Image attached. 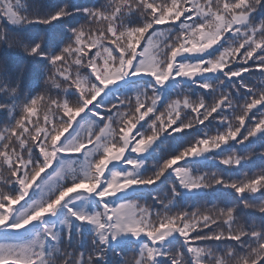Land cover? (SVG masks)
<instances>
[{
    "label": "snow or ice",
    "instance_id": "6c2138e0",
    "mask_svg": "<svg viewBox=\"0 0 264 264\" xmlns=\"http://www.w3.org/2000/svg\"><path fill=\"white\" fill-rule=\"evenodd\" d=\"M17 5L25 7L23 0H0V22L50 24L71 15L67 5L44 18L29 16ZM257 7H264V0H111L107 6L81 10L88 17L86 24L98 25L96 32L86 24L79 25L57 53L44 51L42 39L30 42L14 37L15 46L27 55L48 61L45 84L61 90L64 98L37 93L0 104V111L9 116V123L0 130V169L7 172L5 183L9 185L7 191L0 190V264H56L52 252L57 251L59 237L44 218L59 210L71 217L72 224L91 225L94 236L91 251L77 252L73 259L68 250L59 264H109V249L124 236L134 237L138 245L134 259L120 260V264H264V223L243 225L237 215L242 206L264 217V168L252 175L245 172L237 180L216 172L196 174L186 164L214 153L227 169L240 173L255 153L240 155L236 147L264 139V88L254 89L243 75L254 67L264 69V18L256 21L253 13ZM135 15L144 22H124ZM164 25L168 27H158ZM0 32V41L13 47L6 32ZM92 48L96 51H86ZM73 66L75 76L70 71ZM81 67L88 70L87 76L81 77ZM214 77L216 83H212ZM130 78H149L152 83L106 103L113 86ZM177 78L190 80L210 94L218 93V98L210 105L201 100L192 106L196 115L187 122L180 118L183 108L191 106L186 96L183 103L178 98L160 111L161 89ZM225 81L230 86L221 88ZM18 88L19 83L10 86L0 77V93L14 96ZM70 90L75 102L68 98ZM102 93L103 99L98 100ZM40 104L46 108L43 121L37 116ZM17 110L19 115H14ZM49 113L58 119L50 120ZM34 116L37 118L32 119ZM77 117L88 123L90 132L97 125L99 134L91 132L87 141L81 138L73 128L74 123L83 127ZM214 122L217 132L211 136L205 129ZM113 124H119L118 131ZM161 136L172 137L178 147L154 165L155 171L141 174L145 160L139 154L148 152ZM69 153H82L84 161L79 171L65 174V161L72 159L66 155ZM259 155L264 156V149ZM180 161L184 163L178 165ZM106 169L108 176H104ZM54 177L58 178L55 184ZM163 184H168L171 199L165 203L159 195H152L153 205H162L163 211L153 212L140 204L143 199L130 198L146 189L155 192L152 186ZM217 186L231 189L239 204L171 212L181 189L195 194ZM30 190L39 191L40 198L34 199ZM89 196L97 207L78 208L76 202ZM254 199L258 203H252ZM72 224L65 227L67 240L72 238ZM29 225L41 232L31 240L18 239L30 231ZM170 237L182 241L180 249L169 247ZM197 241L213 242L215 251L213 246H193Z\"/></svg>",
    "mask_w": 264,
    "mask_h": 264
},
{
    "label": "trees",
    "instance_id": "16d2710c",
    "mask_svg": "<svg viewBox=\"0 0 264 264\" xmlns=\"http://www.w3.org/2000/svg\"><path fill=\"white\" fill-rule=\"evenodd\" d=\"M15 3V0H12ZM116 2H120V0H116ZM204 0H200V3H203ZM25 7L21 8L19 5L16 7L20 11L26 12L29 16L34 17H47L52 15L57 10L63 8L67 5L68 10L71 12V15L64 17L63 19L54 21L50 24H42V23H27L20 25L9 24L7 21L0 22V30L6 32L7 38L9 39V43L13 44V47H9L8 44L4 41H0V77H3L10 86H15L19 83V88L17 93L14 96H9L8 93H0V104H12L14 101L19 102L23 100L26 96L32 97L37 93H43L45 97L52 96L53 98L59 97L63 99V93L61 90H57L50 85L45 84L46 72L49 67L48 61L46 59H41L38 56H29L27 55L21 48L15 46L14 37H20L25 39L26 41L34 42L36 40H43V50L52 53H57L60 51L62 46L67 43L72 38V29L78 27L81 24H86L88 17L84 14L83 9L87 8H101L107 6L111 3V0H23ZM253 16L256 17V21H260L261 18H264V7H257L256 11L253 13ZM183 19V17H181ZM124 22L126 24L132 23L135 25L137 22L143 23V17L138 15L126 17ZM179 25L180 21L175 22ZM167 28V25L158 26ZM86 28H91L95 33L98 25L86 24ZM2 35V32H0ZM159 39H163L162 37ZM105 43H108L107 41ZM143 45V41L141 42ZM139 50V49H138ZM90 53L95 52L96 49H86ZM243 51V50H241ZM249 65L252 64V60L248 61ZM73 76L76 73V67L73 66L70 69ZM81 77L87 76L88 70L84 67L79 69ZM264 69L253 68L251 73H244L243 75L247 77V83L253 87L254 89L264 88ZM211 75V74H205ZM220 79H223L222 76H219V73L216 74ZM199 79V77H198ZM217 80L214 77L212 83H216ZM152 81L149 78H145L143 80H138L136 78L126 79L125 81H120L117 85L113 86L112 91L106 94L108 99L105 101L106 103H110L117 96H124L131 94L133 90L136 88H148L149 84ZM230 84L228 81H225L224 85H221V88L229 87ZM72 90L68 93L69 99L72 102H75L76 96L72 95ZM162 100L159 102L160 111H166V106L169 102L174 101L176 99H180L181 103H183V99L185 96L190 101L189 107L183 108L180 113V118L184 119L186 122L188 120H192L196 115L192 111V106H198L200 101L203 100L206 105L212 104L217 98V94H210L207 90L201 89L192 84L190 80H181L177 78L176 81H169L166 83L161 89ZM181 93L179 96H177ZM103 93L101 97L97 99H103ZM133 106L135 102V97L132 95ZM95 103V102H94ZM91 107V106H89ZM259 107V106H257ZM54 109L55 106L53 105ZM203 111V108L199 109ZM46 111L44 104H40L37 108V116L43 121V115ZM127 111V109H125ZM143 111V109H141ZM255 111V109L253 110ZM14 115H19L18 110L14 111ZM151 115V114H150ZM215 115V113L213 114ZM37 116H34L32 119H36ZM81 116H84L82 113ZM49 119H58V117H54L51 113H49ZM148 119L147 117L145 118ZM77 120L83 125V127L77 128V125L74 123L73 128L79 131L81 138L87 141L88 137L91 135V132L99 134V127L97 125L92 126L91 132L89 131L88 123L77 117ZM211 120V117H210ZM179 122V121H177ZM9 123V116L7 111H0V130H2ZM99 124V121H97ZM141 123H144L143 121ZM205 124H208L205 121ZM102 127L103 125H99ZM200 128H204V125H197ZM139 127V125H137ZM113 128L119 130V124H113ZM145 130L149 131L147 128V124L145 125ZM73 129H69V132H72ZM184 131H192L191 129H185ZM205 131L214 136L217 132L216 122L208 125ZM135 130H133V133ZM150 134V131H149ZM68 133H65L67 136ZM132 135V134H130ZM174 135H181V133H174ZM203 133H201V136ZM119 137L117 136L116 139ZM62 140L64 137L61 138ZM179 142L174 140L172 137L161 136L160 139L148 150L146 153L139 154L142 159L145 160V164L139 170L141 174H148L152 171H155L154 165L159 163L160 160L167 153L175 151L178 147ZM223 146V145H222ZM87 147H92V145H87ZM225 148L228 149L227 146ZM264 149V139L256 138L251 142L246 143L243 146H237L236 151L240 155H246L247 152L252 151L255 153L251 157L249 161H247L239 173V171L233 169H227L228 166L222 165L219 162V159L214 158V153H208L201 157L190 159L186 161L187 167L196 174H204V173H222L224 175H231L233 179H243V173L247 172L249 175L260 171L264 168V156H260L259 153ZM38 151V149L36 150ZM219 151L218 149L216 150ZM67 156L72 157V159H67L65 161V174L71 172V170L75 169L79 171L83 161L84 156L82 153H69ZM129 153L126 151L125 156H128ZM132 156H136L138 154H131ZM112 163H117L113 161ZM112 163L109 164V168L112 167ZM184 161L178 162L179 164H183ZM178 165H174L176 167ZM53 168L56 167L54 163ZM131 168L132 166H127ZM52 169H47V172H51ZM46 173H42V176H45ZM104 176H108V169L105 170ZM104 176L101 179H104ZM8 178V174L3 169H0V190L7 191L9 189V185L5 183V180ZM58 178L53 179L52 183L55 184ZM159 183V182H157ZM152 189H155V192L145 190L144 192L138 194V196H133L130 198H140L143 199L140 201L142 206H147L149 209L155 211V209H160L163 211L162 205L156 204L153 205L152 195H159V197L167 203L169 199H171L169 186L168 184L160 185L158 188L156 185L152 186ZM83 191V189H80ZM181 194L176 197L174 202L175 207L170 206V210L172 213L177 211H196L200 209L210 210L213 208H224L226 206H233L234 204H239V199L236 194L231 189H221L217 186L216 189H205L201 190L198 193L186 192L181 189ZM34 199H39L41 193L39 191L30 190L29 193ZM120 195V193H117ZM256 197H260V193L255 194ZM115 197H107L106 199H114ZM27 199V197L25 198ZM252 203H258L255 199L251 201ZM21 204L24 201L20 202ZM78 208H82L85 210H92L97 207L95 201L92 196H89L86 199H81L76 202ZM13 207H19V205H14ZM239 223L243 225H247L252 221L257 223H264V217H262L258 212L244 209L240 206L239 211L237 213ZM50 226H54L56 233L59 237L58 243L55 245L57 251L52 252L53 259L56 261V264H59L61 260L64 259V253L68 250H71L73 259H75V254L77 252L87 253L93 248V229L91 225H76L72 224L71 217L66 215L63 210L57 211L54 216H46L44 218ZM221 227H224L222 221H218ZM67 224H72V238L71 240H67L64 238V231ZM30 231L24 232V235L19 237L18 239L22 240H31L34 239L38 233L41 232V229L38 227H33V225L28 226ZM77 227L80 228L79 233H77ZM215 228L216 226L213 225ZM23 231V230H21ZM207 231V229H205ZM194 235V233H192ZM170 242V243H169ZM169 247L175 249H180L182 241L173 240L172 237L169 238ZM219 243V242H217ZM229 244L233 243L232 241L227 242ZM113 248L109 249L107 253V258L109 264H120V260L127 259L132 261L136 255L135 249L137 248L138 241L135 240L134 237L124 236L117 238V241L113 242ZM119 245V246H117ZM199 245L201 247L204 246H213V242H193V246ZM49 250L51 251L52 245H49ZM213 250L215 248L213 246ZM186 251V250H184ZM218 254V253H217Z\"/></svg>",
    "mask_w": 264,
    "mask_h": 264
}]
</instances>
